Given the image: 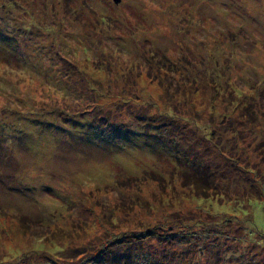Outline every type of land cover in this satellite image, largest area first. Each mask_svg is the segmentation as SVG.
<instances>
[{"label": "rangeland", "instance_id": "1", "mask_svg": "<svg viewBox=\"0 0 264 264\" xmlns=\"http://www.w3.org/2000/svg\"><path fill=\"white\" fill-rule=\"evenodd\" d=\"M0 264H264V0H0Z\"/></svg>", "mask_w": 264, "mask_h": 264}, {"label": "trees", "instance_id": "2", "mask_svg": "<svg viewBox=\"0 0 264 264\" xmlns=\"http://www.w3.org/2000/svg\"><path fill=\"white\" fill-rule=\"evenodd\" d=\"M192 185L195 187L194 189L196 190H199L201 192H203V194L207 195L208 194V191H209V188H211L212 190V187H209V184H207L206 182H208L206 179H197V178H193L192 179ZM209 182L211 181V179H208ZM213 182V181H212Z\"/></svg>", "mask_w": 264, "mask_h": 264}, {"label": "water", "instance_id": "3", "mask_svg": "<svg viewBox=\"0 0 264 264\" xmlns=\"http://www.w3.org/2000/svg\"><path fill=\"white\" fill-rule=\"evenodd\" d=\"M114 2H118L119 0H113Z\"/></svg>", "mask_w": 264, "mask_h": 264}]
</instances>
